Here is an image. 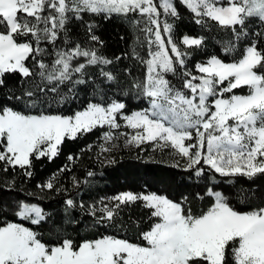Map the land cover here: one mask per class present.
Instances as JSON below:
<instances>
[{
    "label": "snow or ice",
    "instance_id": "obj_1",
    "mask_svg": "<svg viewBox=\"0 0 264 264\" xmlns=\"http://www.w3.org/2000/svg\"><path fill=\"white\" fill-rule=\"evenodd\" d=\"M180 7L205 34L178 35ZM113 19L136 35L110 57L99 29ZM210 40L224 55L193 62ZM128 96L147 107L129 112ZM97 130L107 165L118 147L150 145L203 190L87 203L77 196L95 172L62 181L80 154L38 193L17 184L33 179L34 161ZM0 174V264H264V200L237 210L207 183L264 177V0H0ZM47 193L61 197L52 211L29 199Z\"/></svg>",
    "mask_w": 264,
    "mask_h": 264
},
{
    "label": "trees",
    "instance_id": "obj_2",
    "mask_svg": "<svg viewBox=\"0 0 264 264\" xmlns=\"http://www.w3.org/2000/svg\"><path fill=\"white\" fill-rule=\"evenodd\" d=\"M183 19L178 22V35L179 34H205L199 26L191 22L190 13L186 9L180 7ZM99 35L105 41L104 52L108 56L120 55L122 52L128 51L131 46L135 33L126 25L121 23L118 19L112 21L100 22ZM74 31H79L74 27ZM208 35H219L218 32L208 33ZM124 36L125 39L121 40L120 37ZM219 44L214 40L208 42V46L203 51L196 52L193 56V62H200L206 60L209 55L219 54L223 56L222 52L218 53ZM143 52V50H141ZM229 62L231 57L228 58ZM124 64L133 67L137 76L142 75V68L139 65H133L129 60H125ZM237 94H247V89L234 90ZM83 93L81 96L83 97ZM128 105V111L141 110L147 107L146 103L141 100L133 99L131 96L123 97ZM76 105L69 107L68 112H71ZM67 114V113H66ZM103 143L100 139V131L89 133L83 139L76 141H66L62 145L61 154L49 161L47 158L34 161V177L21 183L22 177H17V184L27 189L30 192H39L35 187L38 183L46 181L58 169L70 162L67 160L69 154H80V159L76 160L72 165L73 171L71 173H64L62 181L64 185L70 187V176L75 175L81 180L86 176V172L91 170L96 173L94 178H91L89 185H82L80 195L77 199H83L87 203L98 201L102 197H110L120 192L132 191H159L167 194L171 198H177L181 193L195 191L197 189L203 190L204 182L201 181L195 188L193 182L189 180L188 174L181 171L179 168L171 167L173 157L168 152H161L159 150L153 151L150 145H142L141 149L137 148H116L111 156H114L115 163L107 165L103 157L97 158L99 152V145ZM88 145H93L91 152L81 149ZM2 175V174H0ZM209 187L221 192L228 197L232 206L237 210L249 211L255 205L264 200V177H257L254 180H249L246 177H219L216 176L215 181L209 180ZM75 194V193H74ZM14 195V194H13ZM48 196L45 200L38 198H29L33 203H39L45 207L46 210L52 211L59 206L61 197L54 193H47ZM205 202H196L193 207L195 211H199L204 207ZM131 215L139 217L142 215L138 208H133ZM147 227L145 223L143 225ZM103 231V229H101ZM114 232L108 230L107 233ZM135 239L134 232L128 231L121 233ZM81 236L85 238H95L96 230L91 228H82ZM47 239V237H45Z\"/></svg>",
    "mask_w": 264,
    "mask_h": 264
},
{
    "label": "rangeland",
    "instance_id": "obj_3",
    "mask_svg": "<svg viewBox=\"0 0 264 264\" xmlns=\"http://www.w3.org/2000/svg\"><path fill=\"white\" fill-rule=\"evenodd\" d=\"M129 149H132V148H129Z\"/></svg>",
    "mask_w": 264,
    "mask_h": 264
}]
</instances>
